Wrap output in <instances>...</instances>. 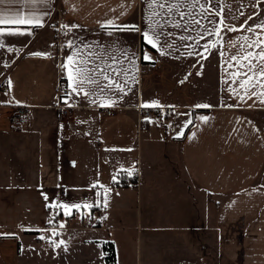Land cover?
<instances>
[{"label":"crops","instance_id":"0c3cea01","mask_svg":"<svg viewBox=\"0 0 264 264\" xmlns=\"http://www.w3.org/2000/svg\"><path fill=\"white\" fill-rule=\"evenodd\" d=\"M59 1L61 25L70 26V31L57 29L51 22L55 0L46 6L31 0L0 4V14L47 13L39 36L33 31L0 36L4 45L0 47V81L5 78L8 86L0 93V116L12 111V132L6 133L10 145H0V191L14 199L13 207L0 212V264H106L105 242L115 244L120 264L112 236L129 229L119 223L131 207L124 205L125 198L135 191L148 228L144 264H173V260L177 264H264V97L258 94L241 100L231 93L230 85L241 94L243 89L238 88L239 81L232 84L228 73L234 69L226 63L237 51L230 45L241 35H251L248 27L264 22V0H201L209 20L223 16L227 24L244 28L221 32L222 43L204 53L206 59L187 55L201 31L195 25L187 29L165 25L162 42L167 39L175 47L166 49L169 54L163 56L153 49L142 35L147 31V0ZM112 20L135 24L141 32L103 27ZM209 20L202 23L211 27ZM15 27L28 28L3 26L5 33ZM69 41L88 46L86 51L94 54L92 68L103 66L104 61L113 64L114 54L120 61L115 67L130 70L127 94L109 92L115 102L101 106L99 100L107 97L73 93L63 67L73 51ZM204 43L201 39L200 44ZM197 50L203 52V48ZM145 55L151 60H144ZM133 57L135 68L129 63ZM61 77L69 90L65 104L73 108L68 117L56 108ZM100 82L107 83L102 78ZM152 102L158 106L142 107ZM204 104L211 107H196ZM17 105L32 110L27 123L19 127L13 123ZM139 106L153 117L140 122ZM107 108L115 115L107 116ZM165 122L177 133L172 139L164 140L159 133L162 126L167 134L170 131ZM140 132L145 135L141 143L136 140ZM94 194L103 198L101 211L115 213L118 224L108 228L104 218L86 225L84 218L82 225H76L79 211L72 208L73 218L66 221L63 205L55 201L60 218L56 217L53 227L43 226L46 212L53 207L45 196L85 199ZM108 196L117 199L107 200L105 207ZM73 205L80 202L75 200ZM20 228L26 235L19 238L14 231ZM93 229L107 231V236H91ZM42 231L51 236L49 244L42 242ZM62 231L75 234L63 239ZM34 233L39 235L38 242L27 236ZM53 241L64 244L56 247Z\"/></svg>","mask_w":264,"mask_h":264},{"label":"snow or ice","instance_id":"6c2138e0","mask_svg":"<svg viewBox=\"0 0 264 264\" xmlns=\"http://www.w3.org/2000/svg\"><path fill=\"white\" fill-rule=\"evenodd\" d=\"M49 0H31L33 4H39L46 6ZM4 3V0H0V4ZM124 7V6H122ZM198 11L193 14V10ZM148 16H147V31H143L142 35L145 41L153 48L156 49L160 55L169 54L166 52L168 48H174L175 45L169 43L167 39H164L162 42V37L166 36L163 32V27L167 24H171L176 28H180L182 25L191 27L195 25L200 28L201 31L197 33V38L194 43L190 45V51L187 52L188 56H198L203 59H206L207 56L204 53L210 52L212 49L217 47L218 43H222L223 37L220 35L221 32H234V31H244V28L241 27L237 29L235 25H229L226 23L223 16H220L218 21L209 20L208 9L201 0H147ZM243 14V13H241ZM47 15L36 14L35 12L24 15L22 13L15 15L0 14V36L8 35H23L31 34L33 29L36 27L44 26V18ZM215 15H220L219 12ZM179 16L180 20L177 21L174 17ZM197 16L200 19H197ZM186 17H191L190 20ZM252 17H249L251 19ZM235 19V17H233ZM203 20H209L211 27L203 24ZM5 25H26L28 28L26 30L15 27L9 29L7 33L3 26ZM106 28H114L116 31H127L133 33H140L141 28L135 24H118L115 20L109 21L106 25H103ZM61 28L71 30L68 25H61ZM257 29H260V32H257ZM247 32L251 35H241L235 40L230 46L237 48L235 54L231 55L226 61L227 68L234 69V71L229 72L228 75L232 80V84L235 85L238 83V88L243 89L241 94L237 88L229 86V91L234 95H239L241 100H244L245 96L251 98L252 96H257L258 94L261 97H264V22L255 27H248ZM208 37H214L215 39L207 40ZM189 37H181V40H188ZM206 40V43L203 45L200 44V40ZM4 45L0 43V47ZM88 46L80 47L75 44L74 41H69L68 48L72 49V53L67 57V63L63 65L64 68L68 71V80L70 81V87L72 88L73 93L80 95L83 93L85 96L91 98L93 96L97 97H107V99H100L99 103L101 106L106 104L114 103L115 101L111 100V97L108 96L109 92L119 91L120 93L127 94L126 87L128 85V73L129 69H117L115 67L116 63L120 61L117 60V57L113 54L111 59L113 64H108L107 61H104V65H96L95 68L90 67V61L92 59L93 53L86 51ZM203 48V52L198 51L197 49ZM223 57V51L220 52ZM35 56H40L42 58H48L46 54L35 53ZM127 56V54H122ZM96 59L103 60L102 56H96ZM144 60H151V57L145 55ZM134 57L129 60V63H132L133 68H135ZM202 67V65H201ZM109 69L111 70L109 72ZM123 76V81L117 79V77ZM101 78L104 81H107L106 84H101ZM132 79H135V76H132ZM227 82V81H226ZM252 89H258L259 91H251ZM251 92V96H249ZM92 102H97L93 100ZM264 102V101H262ZM157 102H152L151 104H144L142 107H156ZM197 108H209L210 105H197ZM131 175V173H129ZM107 191V189L105 190ZM105 207L107 206V199L104 200ZM68 212L72 208L79 210L81 205H63ZM87 207H92V205H87ZM63 227V225H61ZM55 244V242H52ZM64 242L61 241L60 244H55L56 247H60ZM66 250V248H65Z\"/></svg>","mask_w":264,"mask_h":264},{"label":"rangeland","instance_id":"374dc122","mask_svg":"<svg viewBox=\"0 0 264 264\" xmlns=\"http://www.w3.org/2000/svg\"><path fill=\"white\" fill-rule=\"evenodd\" d=\"M1 98H3V95H1ZM12 111H4L0 116V145H10L9 143V136L6 133L12 132L11 124H10V117L12 116ZM161 116V115H160ZM153 117V116H152ZM4 123V124H3ZM165 124H168L170 131L168 129V134L165 131V127H161V131H159L161 137L163 136L164 140L166 139H172L174 136L177 135V133H172L174 132L173 126L171 128V123L170 122H165ZM2 126V127H1ZM4 126V127H3ZM177 131V130H176ZM168 135V136H167ZM144 134L140 132L138 136L136 137V140L140 139V143L144 140ZM162 145H165L162 143ZM2 184V182H0ZM137 191H135V194H131L128 198H125V204L124 205H131L129 209L125 211V215L123 217V220L119 223L122 226H127L129 229L126 230L125 233L123 232H114L112 238L116 241L119 249V262L120 264H144L146 261L147 255H148V241H147V235H146V230L148 229L147 226H145V218H144V211H141V206L139 203H137V198L138 196L136 195ZM117 197H112L108 196L107 200L108 201H116ZM80 202V205L82 204L83 207H81L78 211L79 213H76L75 216H77L75 224L76 225H82L83 219L85 218V223L88 225L90 222H96L103 220L104 218H108V228H111L112 225L118 224L116 222V214L109 212L106 213L105 209L101 211V202L103 198L101 197L100 194H94L91 195L88 198H64L62 197H47L45 196V201L46 203H49V205H52L53 207L48 210L45 214V219L43 226L44 227H53L55 224V219L56 217L60 218V211H57L54 208V202L58 201L62 205H68L72 202L75 203ZM87 205H92V207H87ZM14 206V199H11L10 197L7 196L6 193L0 191V212L4 211L6 208H11ZM63 210V215L62 218L64 217L65 220L67 221L66 217L73 218V211L68 212L65 208ZM1 216H4L1 214ZM5 218V217H4ZM116 223V224H115ZM14 224V223H13ZM40 224V222H39ZM73 224V223H72ZM16 226V225H15ZM21 226V225H20ZM23 228V226H22ZM20 228L19 231H14L15 235L18 236L19 238L22 237L25 234V231ZM181 228V227H180ZM22 229V230H21ZM183 229L181 228L180 231ZM5 233V231H2ZM56 232H52V235L56 236ZM61 238L63 239H69L70 234H75V232H59ZM107 231H100V230H91L89 234L91 236H94L96 238H101L102 236H107ZM161 233V232H160ZM162 233H165V230H163ZM48 232L42 231L40 234V237L42 238V242L45 243H50L51 236L48 237ZM175 234V232H174ZM31 241L33 242H38L39 241V235L34 233L27 235ZM77 236V235H76ZM75 236V237H76ZM125 236V237H124ZM71 240V239H70ZM111 241V240H110ZM16 244V248H17ZM103 247V246H102ZM116 248V247H115ZM49 249V248H48ZM194 252H196L195 247L192 249ZM43 251V250H41ZM117 254V253H116ZM184 262H186V259L184 258ZM192 264L191 262H188ZM173 264H177V260H173Z\"/></svg>","mask_w":264,"mask_h":264},{"label":"built area","instance_id":"2783aa9c","mask_svg":"<svg viewBox=\"0 0 264 264\" xmlns=\"http://www.w3.org/2000/svg\"><path fill=\"white\" fill-rule=\"evenodd\" d=\"M61 18H62V8L60 6V1L55 0V6H54L51 22L53 23L54 26L57 27V29L61 28L60 27ZM42 30H43L42 28L36 27L33 29V34L35 36H39L42 33ZM60 34L65 35L66 31L64 29H61ZM7 89L8 86L5 84V78H3L0 81V93L6 91ZM68 95H69V90L66 84V80L64 77H61L57 88L58 102L56 108L60 111L62 117H68L72 114L73 108L65 104V100L68 97ZM0 107H1V103H0ZM14 110H15V116L13 118L14 125L18 127L25 125L31 114L32 111L31 108L28 106L17 105L14 106ZM137 110L139 112L140 122L145 119H150L153 116V113L151 111H144V109L141 106L137 107ZM104 113L109 117L115 115V113L112 111V108L105 109ZM41 247H44V244H41Z\"/></svg>","mask_w":264,"mask_h":264},{"label":"trees","instance_id":"16d2710c","mask_svg":"<svg viewBox=\"0 0 264 264\" xmlns=\"http://www.w3.org/2000/svg\"><path fill=\"white\" fill-rule=\"evenodd\" d=\"M166 118H170V114H165ZM106 264H117V254L115 244L113 242L103 243Z\"/></svg>","mask_w":264,"mask_h":264}]
</instances>
